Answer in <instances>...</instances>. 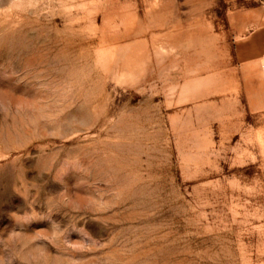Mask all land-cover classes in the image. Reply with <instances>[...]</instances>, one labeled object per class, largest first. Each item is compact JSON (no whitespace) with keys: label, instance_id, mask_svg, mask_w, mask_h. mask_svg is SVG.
<instances>
[{"label":"rangeland","instance_id":"obj_1","mask_svg":"<svg viewBox=\"0 0 264 264\" xmlns=\"http://www.w3.org/2000/svg\"><path fill=\"white\" fill-rule=\"evenodd\" d=\"M0 264H264V0H0Z\"/></svg>","mask_w":264,"mask_h":264}]
</instances>
